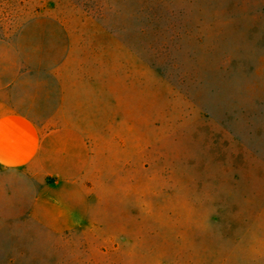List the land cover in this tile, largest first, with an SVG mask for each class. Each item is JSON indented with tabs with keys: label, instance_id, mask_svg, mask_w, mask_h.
I'll use <instances>...</instances> for the list:
<instances>
[{
	"label": "rangeland",
	"instance_id": "rangeland-1",
	"mask_svg": "<svg viewBox=\"0 0 264 264\" xmlns=\"http://www.w3.org/2000/svg\"><path fill=\"white\" fill-rule=\"evenodd\" d=\"M0 70L97 133L77 210L0 188V264H264V0H0Z\"/></svg>",
	"mask_w": 264,
	"mask_h": 264
},
{
	"label": "crops",
	"instance_id": "crops-1",
	"mask_svg": "<svg viewBox=\"0 0 264 264\" xmlns=\"http://www.w3.org/2000/svg\"><path fill=\"white\" fill-rule=\"evenodd\" d=\"M1 75L0 188L18 190L32 211L72 212L87 204L84 180L97 161V133L80 102L67 94L17 92Z\"/></svg>",
	"mask_w": 264,
	"mask_h": 264
}]
</instances>
